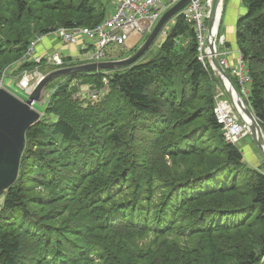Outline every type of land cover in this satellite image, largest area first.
<instances>
[{"label": "trees", "instance_id": "16d2710c", "mask_svg": "<svg viewBox=\"0 0 264 264\" xmlns=\"http://www.w3.org/2000/svg\"><path fill=\"white\" fill-rule=\"evenodd\" d=\"M107 15L102 0H0V76L14 62L17 72L35 66L19 62L35 35ZM232 31L264 132V0H240ZM149 51L53 84L1 197L0 264H264V172L224 137L219 80L193 27L176 15ZM105 77L99 102L73 95L77 81Z\"/></svg>", "mask_w": 264, "mask_h": 264}, {"label": "built area", "instance_id": "2783aa9c", "mask_svg": "<svg viewBox=\"0 0 264 264\" xmlns=\"http://www.w3.org/2000/svg\"><path fill=\"white\" fill-rule=\"evenodd\" d=\"M177 1L179 0H115L112 12L93 27L61 26L49 32L56 34V38L60 39L65 45L77 46V55L74 57L73 54H67L66 51L55 50L45 57H36L35 70L25 71L18 85L26 91L27 95L32 92L37 83L45 75L38 69L41 60H46V64H49L48 66H53L55 69H58L66 67L65 59L67 56L73 59L77 58L79 61H86L87 63L105 61V48L110 43L127 47L135 46L145 34L148 35L152 31L163 13ZM212 1L213 0H189L177 13V15H181L194 29L200 53L198 58L201 61L207 58L205 54V39L207 32L205 23L211 12ZM165 26L166 24L163 28ZM163 28L161 32H164ZM44 37L45 36L42 35V40ZM34 44L35 42H31L29 49H27V54L24 55L25 59L29 58ZM63 53H65V55ZM220 55L221 54L218 53V56ZM219 59L223 68H231L232 74L237 77L239 85V89L237 88V90L241 97L243 98V94L248 97L249 87L246 86V82H250V77L240 53L237 61L232 65L225 58L221 59L219 57ZM103 82L108 83L106 77L103 79ZM0 88H3L2 79L0 80ZM53 91L54 90L48 92L46 96H44L42 92L40 98L41 102L47 105ZM98 94L99 92L96 89H92L88 92V95L93 99H97ZM215 94L214 97L218 98L225 93H223L221 87H218ZM34 103L35 101L30 103L32 108ZM214 112L218 122L223 125L224 137L228 142L234 143V138L240 136L242 130L247 132L246 127L237 122L239 116L237 117L238 114L235 113L228 99L220 102L217 100Z\"/></svg>", "mask_w": 264, "mask_h": 264}, {"label": "water", "instance_id": "95a60500", "mask_svg": "<svg viewBox=\"0 0 264 264\" xmlns=\"http://www.w3.org/2000/svg\"><path fill=\"white\" fill-rule=\"evenodd\" d=\"M189 0H179L167 9L157 21L152 31L143 41L142 45L134 53L124 59L116 61H101L84 63L73 66L54 69L45 74L37 83L26 99H20L5 88H0V198L17 179L21 157L26 146L27 130L40 119L41 112L30 106L32 101L41 98L43 88L54 77L81 71H90L103 68L125 67L138 60L155 42L163 26L188 3ZM224 0H213L211 12L208 18V26L205 39V48L208 49V58L211 68L216 74L219 84L224 89L233 109L238 114L242 124L246 127L248 134L254 140L257 148L264 155V132L257 120L255 113L241 97L231 78L220 63L217 50V33L214 28L216 22H220L221 15L216 21L217 8L221 7V14ZM222 36L219 37L221 39Z\"/></svg>", "mask_w": 264, "mask_h": 264}, {"label": "rangeland", "instance_id": "374dc122", "mask_svg": "<svg viewBox=\"0 0 264 264\" xmlns=\"http://www.w3.org/2000/svg\"><path fill=\"white\" fill-rule=\"evenodd\" d=\"M102 2H103V5L105 7L106 13L109 14L110 12H112L115 0H102ZM231 3H232L231 0H227L226 9H225L226 16L224 15L223 22H221V19H220V22L218 24V27H219L218 28L219 29L218 37H220L222 33H225V32L227 33L229 31V26H226V24H225V21L227 20V16L230 15V14H237L238 15V13L240 11V4L238 6V9L236 10V9H232L231 8ZM222 12H223V10H222ZM221 16H222V14H221ZM174 19H175V17L171 18L166 23V26L163 28L164 32H161V34H159V36L157 37L155 42L151 45L149 52H151V53H155L156 52L158 46L163 41L167 30L169 29V27L172 26V24L174 22ZM205 26L207 28L208 19H207V21L205 23ZM42 35H44L45 37H49L47 40H49L50 38H56V36H55L56 34H54V33H46V34H37V35H35L34 38L30 41V43L28 45V48H27V49H29V47L31 45V42H35V44L33 46V49L31 50V53L29 55V58L25 59L24 55L27 54V51H28V50H26L24 55L19 60L20 63L21 62H27V61L32 62V63H36V61H35L36 57H45L46 54L50 53V51L49 52L46 51L47 53H42V54L39 53L38 45L43 41L42 38H41ZM225 35L227 36V40H225L224 38H221V39L217 40V50H218V53L221 54L219 56L221 59L225 58L228 62H230L231 59L234 58V55H235L234 52H233V45L234 44L232 43V41L229 38L228 34H225ZM147 36L148 35L145 34L143 36V38L133 47H126V46L118 45V44H115V43L108 44L106 46V48H105L104 60L105 61H116V60L124 59L127 56H130L132 53H134L136 51L137 48L140 47V45H142L143 41L145 40V38ZM58 40H60V39H58ZM224 40L225 41H229L230 45L226 46ZM186 41H187V39H183V41H181V40L179 41L178 40L177 41L178 44L176 45V47L177 46H181L182 43L186 42ZM74 49L75 50L69 48L66 51V53L67 54H73L74 57H75L77 55L78 47H76V48L74 47ZM63 54L65 55V53H63ZM67 58H69V59H67ZM15 63L16 62H14L13 64L11 63V64L7 65L3 69L2 74L0 76V80L2 79L3 88L7 89L8 91H10L12 94H14L15 96H17L20 99H26L28 97L27 94H26V91L23 90L18 85V83H19V80L21 79L22 74L25 71H30V70L33 71V70H35L34 69L35 66L33 68L25 69V70H23L21 72L20 71L17 72L15 70ZM17 63H18V61H17ZM65 63H66L65 64L66 66H73V65L84 64V63H87V62L86 61H79L77 58L73 59L72 57L67 56L66 59H65ZM48 65L46 64V60H41L40 61V66L38 67V69H40V70H42V68L46 69L47 68L46 66H48ZM36 67H37V65H36ZM54 69L55 68H52L50 71H53ZM107 69L116 70V69H120V67L103 68V69H97V70L105 71V73H107V71H106ZM50 71H48L47 73H49ZM81 72H84V71H81ZM47 73H44V74H47ZM61 77H62L61 75L56 76L50 82H48L45 85V87L43 88V91H42L44 96H46V94L48 92H51L53 90L52 89L53 88V84L55 82H57L58 80H60ZM75 82L76 81H74L73 83H75ZM249 83L250 82H246V86L249 87ZM218 87H221V90L223 91V93H225L224 89L219 84V85L215 86L214 96L216 95L215 93H216V90H217ZM92 89H96L99 92L97 99H93V98H91L88 95V92L90 90H92ZM72 91H73V95H75V97H77V98H79V99H81L83 101V106H84V105H87L88 103H95V102H99L100 100H102L107 95V93L109 91V87H108L107 83L103 84L102 86L101 85L98 86V85H95L94 83H82V82L77 81L75 83V85H73ZM214 98H215V104H216L217 100H219V102H220V101H223L225 99H228L227 96H226V93L223 94L222 96L218 97V98H216V97H214ZM243 98L246 101V103L248 104L247 97L244 94H243ZM45 106L46 105L44 103H42L41 100H38V101H35L33 108L35 110L43 113V111L45 109ZM214 109H215V107H214ZM237 117H238V115H237ZM237 122L242 124V122H241L239 117H238ZM233 142L242 151L243 157H244V161L247 163V165H249L250 167L256 168V169H260L261 171L264 172V155L257 148L254 140L251 138V136L248 134V132H246L245 130H242L240 132V136L235 137ZM248 151H251L255 155V161L253 159L247 158L249 156L248 155ZM113 192H115V190H113ZM1 201L2 200L0 198V204H1Z\"/></svg>", "mask_w": 264, "mask_h": 264}, {"label": "crops", "instance_id": "0c3cea01", "mask_svg": "<svg viewBox=\"0 0 264 264\" xmlns=\"http://www.w3.org/2000/svg\"><path fill=\"white\" fill-rule=\"evenodd\" d=\"M231 2H232L231 8L237 10L238 6L240 4V0H231ZM236 17H237V14H230L227 16V20L225 21V24H226V26H229V31L227 33L225 32V33L221 34V36H223V38L225 40H227V36L225 34H228L229 38L231 39L232 43L234 44L233 45V52L236 55V58H234V61H237L238 56H239L238 48L236 47L234 40H233L234 37H233V31H232ZM48 38L49 37L43 38V41L38 45V50H39L40 54L47 53L46 51H48V52L50 51V53L55 51V50L67 51L69 48L75 50L74 47L75 48L77 47L75 45H65L63 42L58 40V38L57 39L56 38H50L49 40H47ZM48 54H46L45 56H47ZM248 155L249 156L247 158L253 159L255 161V155L251 151H248Z\"/></svg>", "mask_w": 264, "mask_h": 264}, {"label": "bare ground", "instance_id": "6f19581e", "mask_svg": "<svg viewBox=\"0 0 264 264\" xmlns=\"http://www.w3.org/2000/svg\"><path fill=\"white\" fill-rule=\"evenodd\" d=\"M220 15H221V7L219 6L217 8V12H216V16H217V18H216L217 20L216 21H218ZM217 25H218V22H216V25H215V28H214L215 34H216ZM206 53L208 54V49L207 48H206Z\"/></svg>", "mask_w": 264, "mask_h": 264}]
</instances>
